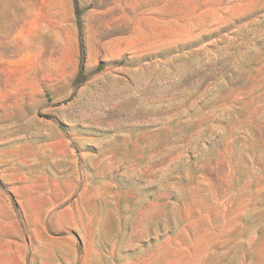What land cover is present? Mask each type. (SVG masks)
Wrapping results in <instances>:
<instances>
[{"label": "rangeland", "instance_id": "obj_1", "mask_svg": "<svg viewBox=\"0 0 264 264\" xmlns=\"http://www.w3.org/2000/svg\"><path fill=\"white\" fill-rule=\"evenodd\" d=\"M0 264H264V0H0Z\"/></svg>", "mask_w": 264, "mask_h": 264}, {"label": "trees", "instance_id": "obj_2", "mask_svg": "<svg viewBox=\"0 0 264 264\" xmlns=\"http://www.w3.org/2000/svg\"><path fill=\"white\" fill-rule=\"evenodd\" d=\"M81 74H82V71H80L79 75H81Z\"/></svg>", "mask_w": 264, "mask_h": 264}]
</instances>
